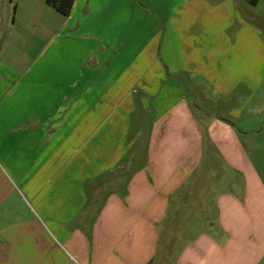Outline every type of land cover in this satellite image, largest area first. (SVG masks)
<instances>
[{
  "label": "crops",
  "instance_id": "1",
  "mask_svg": "<svg viewBox=\"0 0 264 264\" xmlns=\"http://www.w3.org/2000/svg\"><path fill=\"white\" fill-rule=\"evenodd\" d=\"M137 7L0 0V264H264V0Z\"/></svg>",
  "mask_w": 264,
  "mask_h": 264
},
{
  "label": "trees",
  "instance_id": "2",
  "mask_svg": "<svg viewBox=\"0 0 264 264\" xmlns=\"http://www.w3.org/2000/svg\"><path fill=\"white\" fill-rule=\"evenodd\" d=\"M47 3L57 9L63 15H69L73 8L75 0H46ZM252 4H256L258 0H248Z\"/></svg>",
  "mask_w": 264,
  "mask_h": 264
},
{
  "label": "rangeland",
  "instance_id": "3",
  "mask_svg": "<svg viewBox=\"0 0 264 264\" xmlns=\"http://www.w3.org/2000/svg\"><path fill=\"white\" fill-rule=\"evenodd\" d=\"M124 2H126V0H122ZM132 2H134L138 7V16L139 17H143L144 16V11H145V3L147 0H131ZM149 1V0H148ZM191 209H189L188 211H190Z\"/></svg>",
  "mask_w": 264,
  "mask_h": 264
}]
</instances>
